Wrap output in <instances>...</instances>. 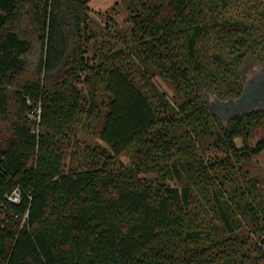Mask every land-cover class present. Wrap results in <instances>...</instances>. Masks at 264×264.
<instances>
[{
  "label": "trees",
  "instance_id": "1",
  "mask_svg": "<svg viewBox=\"0 0 264 264\" xmlns=\"http://www.w3.org/2000/svg\"><path fill=\"white\" fill-rule=\"evenodd\" d=\"M88 1L0 0V264L247 263L248 239L231 215L250 218L262 249L264 191L260 217L243 190L216 185L235 169L246 175L264 150L263 139L248 143L263 122L252 112L223 124L199 96L237 97L245 59L264 63V11L246 24L245 12L225 13L231 0L143 1L127 48L92 64ZM147 70L183 97L174 102L183 115L167 110L173 102L156 94ZM80 82L91 83L90 99ZM82 115L104 145H86L80 166L63 171V139ZM186 124L218 154L170 163ZM128 151L134 165H116ZM151 170L153 179L140 176ZM174 175L181 189L168 184ZM208 208L223 224L210 236L200 221Z\"/></svg>",
  "mask_w": 264,
  "mask_h": 264
},
{
  "label": "rangeland",
  "instance_id": "2",
  "mask_svg": "<svg viewBox=\"0 0 264 264\" xmlns=\"http://www.w3.org/2000/svg\"><path fill=\"white\" fill-rule=\"evenodd\" d=\"M148 0H89L88 1V14H89V22L87 24L88 34L90 35V39L87 45V51L85 57L89 60V63L97 64L102 61L104 55L115 52L120 47H126L131 43L130 41V30L132 28L131 14L135 11V9L140 8V3ZM264 0H231L229 2V6L226 7L225 13L230 16H239L244 15V19L242 21L246 24H251L252 20L257 18V15L260 12L264 11L263 7ZM260 7V8H259ZM127 48V47H126ZM133 59V58H132ZM264 66V63H259L258 61H254L251 58H246L243 64L239 67L238 76L242 81V85L246 82V79L253 73V71L258 68ZM143 71L146 69L142 68ZM84 72L82 73V75ZM145 80L149 79L150 83L154 86L156 94L160 96L164 101L173 102L170 107L167 105V110L176 115L181 116L185 112L179 107L178 104H175V101L181 102L182 98L180 96L176 97L172 88L169 84L159 75L153 74L151 71L147 70L145 74ZM137 79H140V77ZM78 86L82 89V92L90 99L93 95V87L91 83L80 82ZM224 88V86H223ZM102 93L98 90V94L96 98H102ZM158 96V97H159ZM236 97L232 98H221L217 94H214L211 90H202L199 96L200 104L208 109L209 111L214 112L221 123L225 124L230 115V110L221 109L220 107L216 108L217 105L221 106L223 103L228 104L233 102ZM162 101V100H161ZM39 110V109H38ZM38 110L36 114H29V117L32 120L37 119ZM241 112V111H240ZM240 112L236 114H240ZM87 118L85 115H82L78 121L71 127L69 130V134L67 137L63 139V171H67L70 167H79L80 161L83 156V149L86 145L94 146V145H104L96 133L87 128L86 124ZM189 126L182 125L176 131L179 136V141L176 151L173 152L169 161L175 162L185 158H195L197 156H202L203 158L211 157L215 154V152L211 145H208L207 139H202L201 141H197L192 131L188 130ZM259 139L264 140V127L263 124H260L253 128L250 138L249 145H254ZM235 142L238 146L242 145V142L239 138L235 139ZM122 163L124 167L133 166L134 162L132 160L131 151L126 153H122L117 157L116 165H120ZM250 165L247 168L248 172L245 176L242 175L240 170L235 169L229 177L228 181L222 179L223 184L216 185V187L224 190H232L233 188L238 187L239 190H243L245 197H249L246 202H252L253 208L257 210L258 216L262 217L261 207L263 208V203L261 202L258 195L263 193L264 191V150L260 153L254 155L250 161ZM245 168V167H244ZM180 172L182 171L181 168ZM140 176L146 177L148 179H153L155 177V171H147L140 173ZM247 180V181H246ZM168 184L182 188V183L180 180L174 175L170 180H167ZM252 183H255V198H252L251 191H249V187H251ZM215 186V185H214ZM251 190V189H250ZM232 194L230 191L227 193L224 192L223 200L226 203L232 202V206L235 204L232 199ZM198 198L201 203L204 204V200H202L200 193H197ZM263 196V195H262ZM242 203H245L242 201ZM207 213L202 215L200 221L203 224L205 233L207 235H214L216 232L212 227L217 226L218 228H222L223 224L220 221V212L219 209L212 211L210 208L206 209ZM4 218V214L0 207V221ZM232 220L237 221L238 228L237 234L240 236H244L248 239V245L243 248V251L250 255L249 260L245 264H264V247L261 249L258 246V233L254 232L256 229L253 226L250 218L247 216H240L239 214L231 215ZM214 225V226H213ZM258 228V227H257ZM264 235V230L262 231ZM258 246V248H257ZM262 250V252H261ZM260 252L262 254H260ZM257 256H260L259 259H256Z\"/></svg>",
  "mask_w": 264,
  "mask_h": 264
},
{
  "label": "flooded vegetation",
  "instance_id": "3",
  "mask_svg": "<svg viewBox=\"0 0 264 264\" xmlns=\"http://www.w3.org/2000/svg\"><path fill=\"white\" fill-rule=\"evenodd\" d=\"M236 100V101H235ZM234 109L241 110V114L258 112V117L263 122L264 127V66L256 68L246 79L241 93L235 98ZM227 109L224 105H217L216 108ZM264 198V195H263Z\"/></svg>",
  "mask_w": 264,
  "mask_h": 264
},
{
  "label": "built area",
  "instance_id": "4",
  "mask_svg": "<svg viewBox=\"0 0 264 264\" xmlns=\"http://www.w3.org/2000/svg\"><path fill=\"white\" fill-rule=\"evenodd\" d=\"M37 121H39V110H38V115H37ZM19 196H20V190L18 187L14 188V190L7 196V199L10 202H18L19 201Z\"/></svg>",
  "mask_w": 264,
  "mask_h": 264
},
{
  "label": "water",
  "instance_id": "5",
  "mask_svg": "<svg viewBox=\"0 0 264 264\" xmlns=\"http://www.w3.org/2000/svg\"><path fill=\"white\" fill-rule=\"evenodd\" d=\"M235 101H236V100H235ZM235 101H233V102H235ZM223 105L226 106V107L230 110V109H234V108H230V107H234V106L236 105V103H232V102H231V103H228V104L223 103ZM229 110H228V111H229ZM240 111H241V110H236V109H235V110H230V112H231L230 115H231V116L237 115L236 113H238V112H240ZM240 114H241V112H240ZM231 116H230V117H231Z\"/></svg>",
  "mask_w": 264,
  "mask_h": 264
}]
</instances>
